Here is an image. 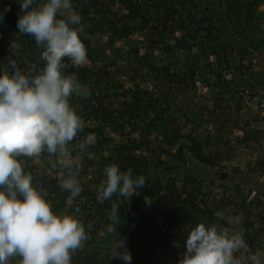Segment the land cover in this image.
I'll list each match as a JSON object with an SVG mask.
<instances>
[{
	"label": "rangeland",
	"instance_id": "obj_1",
	"mask_svg": "<svg viewBox=\"0 0 264 264\" xmlns=\"http://www.w3.org/2000/svg\"><path fill=\"white\" fill-rule=\"evenodd\" d=\"M102 1L110 17L119 25L129 22L133 30L115 37L109 31L93 28L86 51L97 65L107 69V73L99 72L89 78L88 83H81L87 89L86 96L94 89V96L90 95L92 102H102L114 114H119L118 111L132 101L128 88L138 84L150 91L155 103L163 105L165 114L150 124L148 121L154 113H143L141 117L132 118L139 129L133 131V125L128 122L122 132L126 139L128 136L137 138L139 152L148 155V183L161 178L165 184L172 176L180 181L185 173L190 172L205 178L204 197L232 194L237 207L226 206L218 210L211 224L232 227L239 232L248 249L240 250L236 255L241 258V264H250L249 252H264V200L257 197L250 186L264 187V0H132L141 9L145 21L141 17L130 19L126 0ZM165 17L168 24L161 31V26H157ZM186 17L204 21L197 40L175 28V19ZM157 30L161 32L157 33ZM183 36L185 47L178 41ZM217 42L224 44L225 58L212 54ZM91 63L87 59L80 66ZM70 65L71 61L65 58V68ZM189 65L193 67L195 83H189L185 88L168 79L167 75L163 76L166 70L169 73H189ZM63 73L72 74L66 69ZM83 97L74 94L69 98L84 127L67 147L69 154L85 171L78 180L82 187L80 201L86 202L88 210L76 212L69 196H56L53 200L56 213L74 214L85 224L88 239L75 252L94 256L93 264H124L111 258V244L121 236L126 240L125 246L132 260L136 257L162 263L175 259L178 264L185 251L186 235L196 223L182 222L178 228L155 231L156 221L162 219L164 222L165 218L159 214V205L152 198L144 196L136 202L138 215L134 216L137 220L134 227L142 221L151 223L144 234H140V227V230H128L129 218L122 220L120 215L114 231L107 232L111 223L108 219L110 211L103 198H98L97 188L105 179L104 169L113 164V147L121 142L122 134L114 130L116 122L113 127L107 124L110 120L106 115L89 118V110L81 105ZM119 121L126 120L121 117ZM96 125L103 128L108 141L101 146L93 138L80 151L78 144L88 135L86 127ZM173 126L181 127L183 135L189 132L196 135L207 151L219 153L215 178L201 170L196 161H188L174 175L159 172L155 164L171 156L157 149L147 151L143 142L148 141L152 147L162 145L174 152L179 145L186 144L187 139L183 136L175 146L166 144L165 130ZM31 163L40 164L49 177L60 175L50 157H38ZM229 219L238 222L229 225ZM89 222L91 229L87 228Z\"/></svg>",
	"mask_w": 264,
	"mask_h": 264
},
{
	"label": "clouds",
	"instance_id": "obj_2",
	"mask_svg": "<svg viewBox=\"0 0 264 264\" xmlns=\"http://www.w3.org/2000/svg\"><path fill=\"white\" fill-rule=\"evenodd\" d=\"M22 14L16 28L20 35L34 38L43 50V66L22 72L16 59L0 64V264H71L73 253L88 239L83 221L74 214L56 213L43 188L23 168L24 157L42 152L54 157L59 167L60 187L75 198L82 191L78 180L79 162L69 154L67 145L80 132L83 121L69 102L72 95L86 96L87 89L75 73L65 75L64 59L73 66L87 61L80 33L81 16L72 10L71 0H18ZM7 7L0 10V18ZM18 45L11 43L14 51ZM35 68V66H33ZM11 69V71H9ZM88 134L79 142L80 151L93 140ZM105 179L97 188L98 198L113 194L128 197L141 189L145 176L133 175L131 168L121 171L116 164L104 169ZM107 232L118 224L117 204L108 215ZM238 221L229 219L232 225ZM92 224L89 222L88 229ZM119 236L111 244V258L131 264L132 255ZM185 251L178 264H241L236 255L248 245L232 227L198 223L184 240ZM250 264H264V252H249Z\"/></svg>",
	"mask_w": 264,
	"mask_h": 264
},
{
	"label": "trees",
	"instance_id": "obj_3",
	"mask_svg": "<svg viewBox=\"0 0 264 264\" xmlns=\"http://www.w3.org/2000/svg\"><path fill=\"white\" fill-rule=\"evenodd\" d=\"M125 2L128 3L127 8L130 10L129 17L131 20H136L138 17H141L142 20L145 21L146 18L141 12V9L136 6V3H133L132 0H126ZM71 3L73 11L81 16V26L83 31L80 33V36L85 48L90 43V36L94 27L97 28V30L109 31L111 32V35L115 37H122L124 34L130 33L131 29L133 30L129 22L124 25H119L117 20L110 17L108 15L109 11L107 12V8L102 0H71ZM6 7L8 10L3 12L2 18H0V64H6L8 58L13 57L16 59L22 72H28L30 70L35 71L41 68L44 62L40 60L39 57L43 49L35 44L32 36L27 34L20 35L16 28L18 16L22 14L18 0H0V10L5 9ZM175 20V28H177L178 31H184V34H191L192 38L197 40V36L200 34L201 28L203 27V20L201 21L200 19L195 21L192 17ZM159 24L160 25L157 26V28H160L161 26L162 31V28L165 29L167 27L168 19L165 17ZM161 31L157 30V33ZM184 36L178 40L179 45L182 47H185ZM12 42L18 45V47L14 49L18 56H15L11 51L10 45ZM188 50H191V46H188ZM212 54L217 57L223 56L225 58L224 44L222 42H217L213 48ZM65 58H63L64 63ZM87 59L92 61L91 65L73 66L71 64L68 68L64 67L62 71L66 69L69 73H75L80 83H88V79L94 75H98L99 72L107 73V69L97 65L89 52H87ZM33 66H35V68H33ZM188 67L190 69L189 73H169V70H166V72L163 73V76L167 75L168 79L173 82H178V85L181 86V88H185L189 83H195L193 67L192 65H189ZM94 68L97 69V71H93ZM9 71H11V69H9ZM128 92L131 93L132 101L127 103L128 105L123 109L119 110V114H114L102 102H92L91 97L95 94L94 89L90 91V95L92 96H85L81 100V105L89 110V118L102 114L108 116L110 121H108L107 124L110 127H113L112 124L116 122L117 125L113 128L122 134V138L121 142L113 147L115 150L113 164L118 165L121 171H126L131 168L133 170V175L142 174L145 176L144 186L128 197L113 194L110 199H103L106 207L109 208V211H111L113 203L117 204V214L120 215L121 219L129 218L126 228L128 230H135V228L140 230V227L143 230H140L142 232L140 234L142 235L151 223H149V221L148 223L142 221L134 227L137 221L134 219V216L138 215L136 202L144 196L152 198L158 203V212L163 218H165L164 222H162V219L156 221L157 223L155 224L157 225H154L155 231H161L163 228H178L182 222L191 224H198L201 222L211 223L214 213L218 210L226 206L237 207V200L232 194L211 198L204 197L202 190L205 185V178L202 176L201 178L197 177L190 172L185 173L180 181L172 176V178L165 184L161 178H156L150 184L148 183L147 178L150 176V159L148 155L139 152L140 145L137 142V138L128 136L126 139L123 137L124 135L122 132H124L125 123L128 122H131L130 124L133 125L131 127L133 131L140 128L132 118L141 117L143 113L147 114L153 112V117L148 121V123L151 124L159 118H162L165 114V109L161 103H155V100L152 99V95L148 89H144L138 84L133 88H128ZM121 117L125 118L126 121L120 122L119 119ZM170 123L175 125L172 121H170ZM86 130L88 134H92L93 137L97 139L99 145L104 146V142L108 141L101 126L96 125L93 127H86ZM165 131V142L169 146H175L176 142L183 136L186 137L187 143L179 145L176 150L172 152L171 150L165 149L162 145L152 147L148 141L143 142L145 150L154 151L157 149L160 150L161 153L171 156L169 159L165 161L160 160L155 164L160 173L174 175L176 171L185 167L188 161H196L197 164L201 166V170H204L211 178H215L216 167L218 166V152L207 151L199 138L191 132L183 135L181 127L173 126ZM42 156L50 157L55 162L54 157L47 153L42 152L38 157ZM35 158H22L23 168L25 171L33 175L34 183L45 190L47 194L46 198L51 201L52 209L56 212L53 201L56 196L70 197L69 192L62 189L58 182L61 170L59 167H55L56 172H59L60 175L49 177L40 164L31 163ZM84 173V169L80 167L78 178ZM250 186L256 191L257 197H261L264 200V187H260L257 184ZM80 196L81 193H79L77 197L71 198L76 212L82 209L88 210L86 202L81 203ZM92 196L96 201V195L93 194ZM152 227L153 225L151 228ZM74 258H77L80 263H77ZM18 259V257L13 258L11 260L12 264H17ZM94 260V256L87 255L85 252L77 251L73 253L71 264H93ZM174 261L175 259L172 262L164 261L162 263H151V261L135 257L131 261V264H175Z\"/></svg>",
	"mask_w": 264,
	"mask_h": 264
},
{
	"label": "water",
	"instance_id": "obj_4",
	"mask_svg": "<svg viewBox=\"0 0 264 264\" xmlns=\"http://www.w3.org/2000/svg\"><path fill=\"white\" fill-rule=\"evenodd\" d=\"M223 178L225 177V174H223V176H222Z\"/></svg>",
	"mask_w": 264,
	"mask_h": 264
}]
</instances>
